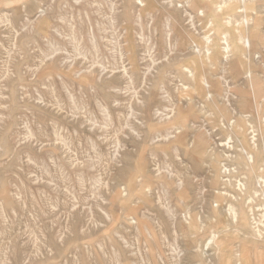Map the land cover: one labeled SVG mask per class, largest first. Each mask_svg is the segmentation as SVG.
<instances>
[{"label": "rangeland", "instance_id": "rangeland-1", "mask_svg": "<svg viewBox=\"0 0 264 264\" xmlns=\"http://www.w3.org/2000/svg\"><path fill=\"white\" fill-rule=\"evenodd\" d=\"M0 264H264V0H0Z\"/></svg>", "mask_w": 264, "mask_h": 264}, {"label": "bare ground", "instance_id": "bare-ground-1", "mask_svg": "<svg viewBox=\"0 0 264 264\" xmlns=\"http://www.w3.org/2000/svg\"><path fill=\"white\" fill-rule=\"evenodd\" d=\"M124 76V75H123Z\"/></svg>", "mask_w": 264, "mask_h": 264}]
</instances>
